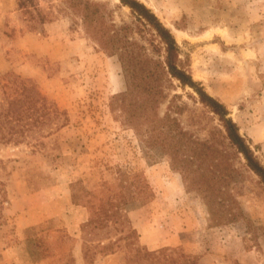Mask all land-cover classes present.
<instances>
[{
  "label": "rangeland",
  "instance_id": "1",
  "mask_svg": "<svg viewBox=\"0 0 264 264\" xmlns=\"http://www.w3.org/2000/svg\"><path fill=\"white\" fill-rule=\"evenodd\" d=\"M92 1L104 4L116 25L135 23L120 0ZM139 1L171 30L179 59L227 107L264 165V0ZM9 73L33 80L69 121L40 138L45 145L38 151L31 138L19 144L0 140V188L7 197L0 264H88L85 239L92 246L114 242L133 229L141 246L178 249L195 264H264V185L228 145L218 117L191 88L174 80L160 107L161 116L169 105L179 109L172 114L185 136L175 147L176 166L185 169L180 159L194 157L196 143H214L221 162L208 174L225 178L222 197L225 205L233 204L230 195L237 201L243 211L238 221L216 225L191 182V170L184 176L174 169L168 155L149 146L122 123L120 112L111 110L113 97H118L115 105L125 98L121 64L87 37L64 0H0V99ZM119 170L142 174L148 184L125 207L124 233L83 237L89 210L72 203L71 185L97 190L113 183ZM30 228L37 229L35 236L26 234ZM127 243L116 242L113 254L97 251L92 264H130Z\"/></svg>",
  "mask_w": 264,
  "mask_h": 264
},
{
  "label": "trees",
  "instance_id": "2",
  "mask_svg": "<svg viewBox=\"0 0 264 264\" xmlns=\"http://www.w3.org/2000/svg\"><path fill=\"white\" fill-rule=\"evenodd\" d=\"M64 1L71 13L81 19L87 37L107 55L116 56L121 64L126 83L125 98L119 105H115L118 97H113L111 110L116 114L120 112L122 123L141 135L149 146L158 147L160 152L168 155L174 169L184 176L185 170H191L195 176L191 182L202 196L211 220L216 225L243 218V211L233 196L230 195V198L234 205H225L226 199L222 197L223 190H226L222 185L226 182L225 178L208 174L210 167L217 169L221 162L215 157L219 150L214 143H196V155L180 159L185 162V169L176 166L179 157L175 147L185 136L178 119L172 114L179 109L172 111L169 105L164 116L160 115V107L167 100V90L173 86L174 80L182 88H191L200 102L218 117L228 145L244 158L248 169L264 185V165L246 138L240 134L238 125L229 117L227 107L209 95L202 84L193 79L185 62L179 59L180 48L171 30L139 0H120L122 5L131 10L135 19V23L121 26L110 20V14L102 3L92 0ZM147 33L151 37H147ZM136 35L145 42L139 41ZM2 87L0 140L5 143L19 144L31 138L35 140L34 148L38 151L45 145L40 138L67 125L69 119L66 112L49 101L33 80L9 73ZM206 162L209 164L204 167ZM71 187L72 203L83 205L89 210L88 219L81 225V235L86 238L87 235H110L112 231L123 234L125 207L144 193L148 184L142 174L131 175L119 170L113 183L104 182L97 190H87L79 186L78 182ZM6 201V190L0 188V220L3 218L2 210ZM36 230L27 229L26 234L35 236ZM121 239L128 241L130 264H195L194 259L179 253L178 249L150 251L141 246L135 229L114 242L110 240L104 243L101 240L92 246L85 239L83 258L92 264L97 251L105 255L113 254L116 242ZM35 242L42 246L40 237H35ZM174 253L179 258H174Z\"/></svg>",
  "mask_w": 264,
  "mask_h": 264
}]
</instances>
